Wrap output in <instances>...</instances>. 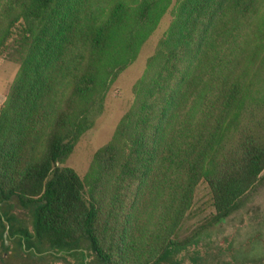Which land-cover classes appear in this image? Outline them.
Masks as SVG:
<instances>
[{
    "label": "trees",
    "instance_id": "16d2710c",
    "mask_svg": "<svg viewBox=\"0 0 264 264\" xmlns=\"http://www.w3.org/2000/svg\"><path fill=\"white\" fill-rule=\"evenodd\" d=\"M167 11L111 138L84 175L62 165ZM6 49L18 68L0 104V201L33 206L40 243L157 264L188 241L175 239L200 181L216 222L261 177L264 0H0Z\"/></svg>",
    "mask_w": 264,
    "mask_h": 264
},
{
    "label": "rangeland",
    "instance_id": "374dc122",
    "mask_svg": "<svg viewBox=\"0 0 264 264\" xmlns=\"http://www.w3.org/2000/svg\"><path fill=\"white\" fill-rule=\"evenodd\" d=\"M173 19L162 15L155 30L129 63L110 84L93 125L77 140L62 165L73 167L79 175L87 171L95 150L107 142L117 122L133 101L132 86L143 73L151 55ZM6 49L0 54V104L3 103L18 68ZM10 221L0 225V264H106L99 260L84 240L71 246L51 247L33 235V206H21L15 198L0 201V212ZM213 206L209 189L200 181L194 190L191 207L168 257L157 264H264V169L259 180L239 199L236 208L219 221L211 220ZM21 230L31 235L32 246L21 243Z\"/></svg>",
    "mask_w": 264,
    "mask_h": 264
}]
</instances>
